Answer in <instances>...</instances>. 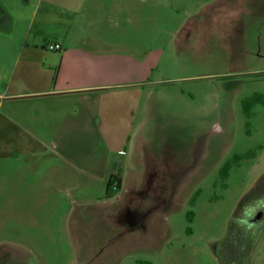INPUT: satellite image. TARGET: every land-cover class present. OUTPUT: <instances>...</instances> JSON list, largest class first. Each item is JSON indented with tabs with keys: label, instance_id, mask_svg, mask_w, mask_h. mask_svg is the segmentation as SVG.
Returning <instances> with one entry per match:
<instances>
[{
	"label": "rangeland",
	"instance_id": "rangeland-1",
	"mask_svg": "<svg viewBox=\"0 0 264 264\" xmlns=\"http://www.w3.org/2000/svg\"><path fill=\"white\" fill-rule=\"evenodd\" d=\"M102 3L72 59L44 2L0 0V264H225L264 173V0Z\"/></svg>",
	"mask_w": 264,
	"mask_h": 264
},
{
	"label": "crops",
	"instance_id": "crops-1",
	"mask_svg": "<svg viewBox=\"0 0 264 264\" xmlns=\"http://www.w3.org/2000/svg\"><path fill=\"white\" fill-rule=\"evenodd\" d=\"M38 2H44V11H46L45 14L47 16L52 15L53 20L58 22L60 25V30L55 32V35L57 39L56 41H59L63 46L61 51L62 58L64 56L68 57L73 55V45L69 46V43L73 42V38L77 37L78 35L81 37L86 35L87 32L76 33L77 28H84V26L88 24L89 21H93L95 15H97L98 19H102L104 12L106 15L110 12L100 5L103 4V0H38ZM105 85L106 84L97 83L62 85L53 89L48 88L33 92L55 90L62 94L69 93L73 94V96H77V102L90 103V105L97 107L98 105L96 103H106V95L110 93L108 91H103V87ZM122 99L124 98L122 97ZM121 185L122 178L119 177V186L121 187Z\"/></svg>",
	"mask_w": 264,
	"mask_h": 264
},
{
	"label": "flooded vegetation",
	"instance_id": "flooded-vegetation-1",
	"mask_svg": "<svg viewBox=\"0 0 264 264\" xmlns=\"http://www.w3.org/2000/svg\"><path fill=\"white\" fill-rule=\"evenodd\" d=\"M257 190L258 192L250 199L249 207L234 219L232 227L230 229L228 227L227 235L220 241V255L225 264H238V262L242 264V259L248 257L264 229V181ZM133 217L135 221L136 216Z\"/></svg>",
	"mask_w": 264,
	"mask_h": 264
},
{
	"label": "trees",
	"instance_id": "trees-1",
	"mask_svg": "<svg viewBox=\"0 0 264 264\" xmlns=\"http://www.w3.org/2000/svg\"><path fill=\"white\" fill-rule=\"evenodd\" d=\"M113 180V176H110L108 179V185H110L111 181ZM264 181V173L261 175V177L259 178L258 182L252 187V189H250L246 194L243 195V197L240 199L234 215L231 218L230 221V225H229V229L232 227V224L234 222V219L237 217V214L239 212H242L244 209H246L247 207H249L250 205V199L252 198V196L254 195V189H257V187ZM119 187V179H117V186ZM236 216V217H235Z\"/></svg>",
	"mask_w": 264,
	"mask_h": 264
},
{
	"label": "built area",
	"instance_id": "built-area-1",
	"mask_svg": "<svg viewBox=\"0 0 264 264\" xmlns=\"http://www.w3.org/2000/svg\"><path fill=\"white\" fill-rule=\"evenodd\" d=\"M49 48L50 49H54V50H60L61 49V45L59 43H56L54 45L50 44ZM113 184H114L115 187L117 186V182H114Z\"/></svg>",
	"mask_w": 264,
	"mask_h": 264
}]
</instances>
